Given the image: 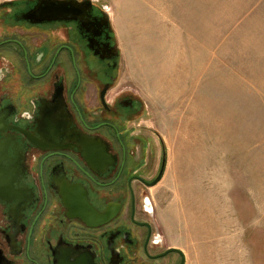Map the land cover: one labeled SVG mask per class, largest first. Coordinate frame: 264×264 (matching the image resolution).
Here are the masks:
<instances>
[{
	"label": "flooded vegetation",
	"instance_id": "obj_1",
	"mask_svg": "<svg viewBox=\"0 0 264 264\" xmlns=\"http://www.w3.org/2000/svg\"><path fill=\"white\" fill-rule=\"evenodd\" d=\"M33 7L0 3V264H56L66 247L92 264H186L151 197L163 144L118 84L106 12L35 23Z\"/></svg>",
	"mask_w": 264,
	"mask_h": 264
},
{
	"label": "rangeland",
	"instance_id": "obj_2",
	"mask_svg": "<svg viewBox=\"0 0 264 264\" xmlns=\"http://www.w3.org/2000/svg\"><path fill=\"white\" fill-rule=\"evenodd\" d=\"M91 2L163 144L151 197L168 245L186 264H264V0Z\"/></svg>",
	"mask_w": 264,
	"mask_h": 264
},
{
	"label": "water",
	"instance_id": "obj_3",
	"mask_svg": "<svg viewBox=\"0 0 264 264\" xmlns=\"http://www.w3.org/2000/svg\"><path fill=\"white\" fill-rule=\"evenodd\" d=\"M34 7L24 13L23 18L35 23L71 21L82 14L81 7L91 4V0H28ZM109 18V15L106 13ZM61 259L56 264H92L90 254L72 247L61 248Z\"/></svg>",
	"mask_w": 264,
	"mask_h": 264
},
{
	"label": "crops",
	"instance_id": "obj_4",
	"mask_svg": "<svg viewBox=\"0 0 264 264\" xmlns=\"http://www.w3.org/2000/svg\"><path fill=\"white\" fill-rule=\"evenodd\" d=\"M231 246H233V245H231ZM225 251V250H224ZM226 252V251H225ZM199 256H200V259L202 260L201 262H200V260H198V261H195V264H209L210 262H208L207 260V258H206V260L205 259H203V257H201V254H200V251L198 250V253H197ZM228 254H226V256H225V259H222V261H223V264H226V261L228 260V256H227ZM236 255L237 254H235L234 255V259H236L237 257H236Z\"/></svg>",
	"mask_w": 264,
	"mask_h": 264
}]
</instances>
